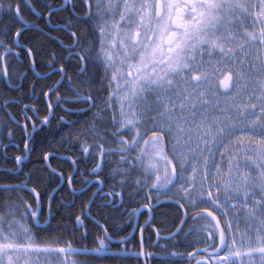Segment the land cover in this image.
I'll return each mask as SVG.
<instances>
[{
    "label": "snow or ice",
    "instance_id": "1",
    "mask_svg": "<svg viewBox=\"0 0 264 264\" xmlns=\"http://www.w3.org/2000/svg\"><path fill=\"white\" fill-rule=\"evenodd\" d=\"M207 3L176 0L154 19L147 0H0V221L47 236L25 246V264L182 258L176 244L198 218L188 213L205 197L219 204L211 187L196 194L175 167L160 171L184 126L208 118L187 96L173 115L199 78L195 52L222 48ZM256 78L264 86V65ZM210 252L194 264H227L222 247ZM0 264L17 261L4 249Z\"/></svg>",
    "mask_w": 264,
    "mask_h": 264
},
{
    "label": "flooded vegetation",
    "instance_id": "2",
    "mask_svg": "<svg viewBox=\"0 0 264 264\" xmlns=\"http://www.w3.org/2000/svg\"><path fill=\"white\" fill-rule=\"evenodd\" d=\"M147 2L151 15L155 19L156 0H147ZM175 2L176 0H160L159 6L164 12H167L169 5ZM206 7L217 14L216 18L220 20L216 27L219 37L218 43L222 44V48H214L209 51L208 46L205 45L204 52L199 50L195 52L193 68L199 73V78L196 82H185L181 86L182 94L179 98L190 97L185 101V107L191 108L195 104L196 111L204 110L208 117L204 120H198L197 123L190 126L185 125L183 132L198 135L214 134L212 142L220 134L218 141L210 145L208 150L211 151L213 147L211 163L216 167L213 178L219 182L223 178V174L229 173L233 163L237 164L241 160H247L250 154L249 149L258 148L259 144H262L261 142L259 144L250 142L249 138L247 139L244 136L248 133L250 118L254 113L260 114L259 111L250 110V106L255 108L264 105L262 102L254 103V99L250 100L247 97V91L251 89L250 86L261 83L257 78L250 75L251 73L255 74V68L259 70L260 66L264 65V52L261 51L260 47V41L264 37V33H262V30L264 31V0H208ZM242 70L248 73L250 78L244 77ZM226 73L229 75H225ZM236 84L242 85L243 91L242 94L236 95V98H234L231 92ZM186 92L187 94H185ZM223 95L227 102L226 105H222L219 99L220 97L224 98ZM257 97L259 96L257 95ZM179 103L180 101L177 102V110L173 115H180ZM254 130H256V133H263L261 127H255ZM140 131L144 133L143 127ZM130 132L134 134V130H132L125 133V135ZM239 135H241L242 141L237 140ZM190 139L192 138L190 137ZM205 146L204 143L202 147ZM203 151L198 153L199 156H195L196 163L204 160L201 157L205 155ZM164 155L166 158L162 162H167L171 166L183 165L189 160L193 161L191 158L184 157V151L183 157L179 159H176L168 148ZM171 173L170 170L168 175H171ZM215 189V192L211 193L212 197H218L219 204L222 205L225 197L220 190ZM207 200L209 202L210 199L205 197L197 204L195 213H188L190 216L198 214V218L190 221V226L194 227L195 231L183 237L176 244V251L182 257L178 259L180 264H194L197 256L209 257L212 255L210 249L216 248L217 245L225 249L228 245L223 221L210 207L203 206ZM206 209L208 211H205ZM163 210L166 209L158 211ZM142 220L143 218H141ZM2 224L8 231L7 221ZM6 238H8V235H3V239ZM181 248H184V252H181ZM193 248L197 251L192 252L190 257L189 252ZM199 264H209V261L201 259Z\"/></svg>",
    "mask_w": 264,
    "mask_h": 264
},
{
    "label": "rangeland",
    "instance_id": "3",
    "mask_svg": "<svg viewBox=\"0 0 264 264\" xmlns=\"http://www.w3.org/2000/svg\"><path fill=\"white\" fill-rule=\"evenodd\" d=\"M258 71L259 70L255 68V71H254L255 74L251 73L250 76L256 78L257 77L256 74ZM258 85H261V83ZM250 88L251 89L247 91L248 92L247 97L250 100L254 99V103L262 102L264 104V86L258 87L256 84H254V85H251ZM242 91H243V86L236 84L234 85L231 93L234 95L233 97L236 98V95L242 94ZM187 92L185 94H187ZM181 94H182V88H181ZM257 95L259 97H257ZM180 99L181 98H179V100H176V102H179ZM219 99L221 100L222 105L227 104L225 100V96L224 98L220 97ZM250 110L259 111L258 113H260V114L254 113V115L250 118V121H249L250 125L254 127H261L263 130V133H260L262 134V136H260L259 133H256L253 137H251L252 135H250L248 136L249 139L248 138L247 139L250 142H257L258 144L259 142L262 143V144H259L260 149L258 150V152L260 154H258L257 150L251 149L250 150L251 154H249V157L246 161L247 165L233 163L232 166L230 167L229 173L223 174L222 175L223 178H221L220 180V182H222V180L225 179L226 175L228 176V178L229 177L233 179L236 178L240 181L245 180V182L242 181L239 184V186L242 188L243 191L244 190L246 191L247 190L246 187H248V182L246 179L248 177L249 171L257 170L260 177H262V179L259 182L262 185L264 184V175H261V173H264V105L258 106L255 108H252V106H250ZM143 134L144 133H141V136H143ZM198 136H200V138H198ZM206 136L208 137L207 139H206ZM214 136H215L214 134L198 135V134H189V133L181 132L179 137L175 141H173L171 145L168 146L169 152L174 157H176V159H179L183 157V151H184V157L191 158V160L193 161L189 160V162H186L185 164L178 165V166H171L167 162L166 163L162 162L160 171L168 174L169 171L170 170L172 171L173 167H175L177 177H178L177 184H179V182H183L186 184L188 181L191 180L195 182V188L190 189V191L194 190L195 193H199L201 190H206L209 187H211L212 193H213V187L218 186V184L220 183V182L218 183V181H215L213 178L215 175V168H216L211 163V159H212L213 151H214L213 147L211 151H208L210 145L218 141V137L220 136V134H218V136H216V139H214V141L212 142V139L214 138ZM240 136L241 135L237 137V140L242 141ZM190 137L192 139H190ZM148 140L151 141L152 137L148 136ZM204 143L206 144V146L203 148L202 146L204 145ZM185 145L186 147L184 148L181 147ZM173 148L177 149L175 154H173V151H172ZM201 151H203V154H205L201 156L204 158V160H202L199 163H196V160L194 158L195 156H199L198 153H200ZM208 152H209V155H208ZM206 158H208V160H206ZM257 159H259L262 163L257 165V162H256ZM217 168H221V167H217ZM203 206L209 207L211 206V204L207 201V202H204ZM2 223H4V221H0V255L4 254V249H7V252L12 260L17 261V264H25V259L22 258V255L19 252L10 250V246H14L17 243L13 241L14 237L11 236V234H16V231L19 229H17L16 226H13L11 229H9V226H8V231H7L5 226H3L4 224ZM3 235H10V240H8L9 241L8 243H5V240L3 239ZM26 241L28 243L29 239H26Z\"/></svg>",
    "mask_w": 264,
    "mask_h": 264
},
{
    "label": "built area",
    "instance_id": "4",
    "mask_svg": "<svg viewBox=\"0 0 264 264\" xmlns=\"http://www.w3.org/2000/svg\"><path fill=\"white\" fill-rule=\"evenodd\" d=\"M254 174L255 175L252 174L249 177L250 180L258 181L259 178L256 177V173ZM259 181L258 184H255V189L249 191L248 193H237L239 195L238 199L240 201V209L235 207V201H230L228 205L234 209V215L235 217L239 218V220H244L247 223L254 222L256 224L257 229L261 233L259 239L264 240V205H261L259 208H257V201L255 199V197H260L262 200H264V184L262 185ZM245 197H247V207H244ZM218 210L219 214L224 217L227 223L228 234L230 237V245L228 250L225 252L226 255L223 256V259L227 260V264H232L233 262L236 264H255L253 256L256 251L250 248L249 243L246 241V239L249 237L248 229L238 231L237 238L234 237L232 230L233 223L227 215L228 209L225 207L220 208L218 206ZM221 259V255L216 256L217 264H221Z\"/></svg>",
    "mask_w": 264,
    "mask_h": 264
},
{
    "label": "trees",
    "instance_id": "5",
    "mask_svg": "<svg viewBox=\"0 0 264 264\" xmlns=\"http://www.w3.org/2000/svg\"><path fill=\"white\" fill-rule=\"evenodd\" d=\"M132 135H133V134H131V132L127 134V136L129 137V139H131ZM140 202H142V201H140ZM132 206H135V203H134V205H132ZM163 211H166V210H163ZM169 215H171V213H169ZM35 239H36V241H37V243H38V242H39L40 240H42V239H45V240H46V239H47V236H46L45 234L41 233L40 236L37 237V238H35ZM181 252H184V248H181ZM172 264H180V263L178 262V259H176V260H174V261L172 262Z\"/></svg>",
    "mask_w": 264,
    "mask_h": 264
},
{
    "label": "water",
    "instance_id": "6",
    "mask_svg": "<svg viewBox=\"0 0 264 264\" xmlns=\"http://www.w3.org/2000/svg\"><path fill=\"white\" fill-rule=\"evenodd\" d=\"M159 5H157V7H158ZM160 7V6H159Z\"/></svg>",
    "mask_w": 264,
    "mask_h": 264
}]
</instances>
